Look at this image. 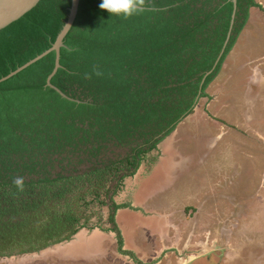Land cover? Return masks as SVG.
<instances>
[{
    "label": "trees",
    "instance_id": "16d2710c",
    "mask_svg": "<svg viewBox=\"0 0 264 264\" xmlns=\"http://www.w3.org/2000/svg\"><path fill=\"white\" fill-rule=\"evenodd\" d=\"M101 2L80 0L60 48L51 83L70 99L46 85L54 51L0 81V258L39 253L99 229L115 233L119 252L140 262L123 248L116 220L120 208H136L115 197L208 96L251 8L261 7L237 0L216 63L231 0H143L144 10L129 18L111 16ZM70 6L38 0L0 28V79L52 46Z\"/></svg>",
    "mask_w": 264,
    "mask_h": 264
},
{
    "label": "rangeland",
    "instance_id": "374dc122",
    "mask_svg": "<svg viewBox=\"0 0 264 264\" xmlns=\"http://www.w3.org/2000/svg\"><path fill=\"white\" fill-rule=\"evenodd\" d=\"M257 1L264 4V0ZM247 28L240 39L243 45L247 41L248 47L259 40L260 47H264V19L258 8L251 10ZM228 75L232 78L225 82L216 99H211L209 93L200 97L194 112L177 125L174 136H167L147 155L138 172L125 179L123 189L115 197L117 203H129L136 208H120L116 220L123 236V248L133 252L141 260L139 263L131 255L119 252L115 233L83 229L69 242L39 253L0 258V264H158L155 255L174 241L184 242L194 220L200 231H205L199 234L204 237L207 230L204 227L221 225L234 215L228 222L235 232L233 258L239 264H264V102L261 103L264 88L248 110L247 121L242 115L239 120L236 116L241 125L236 129L234 125H240L231 115L242 108L234 104L239 102L243 106L241 94L247 80L244 68L235 71L229 66L216 82L222 83ZM228 100L233 104L224 105ZM243 129L247 130V137L239 133ZM170 140H174L178 150L175 157L167 148ZM161 154L165 166L172 157L178 161V174L169 178L168 166L166 169L163 166L145 179L149 158ZM166 183V189L162 190ZM176 211V222L187 225L180 239L174 237L176 228L162 231L164 215ZM212 214L219 217L213 219ZM88 247L97 253L90 254L85 250Z\"/></svg>",
    "mask_w": 264,
    "mask_h": 264
},
{
    "label": "crops",
    "instance_id": "0c3cea01",
    "mask_svg": "<svg viewBox=\"0 0 264 264\" xmlns=\"http://www.w3.org/2000/svg\"><path fill=\"white\" fill-rule=\"evenodd\" d=\"M255 1L261 7L257 6V7H253V8H258L259 12L263 13V19H264V4L261 1H257V0H255ZM253 8H251V10ZM251 10H250V16H249L248 22L246 23L242 32L240 33L233 49L230 51V53L226 57L219 74L216 76V78L212 81V83L210 84V86L207 89L208 90L207 93H209V95L211 96V99L214 98L213 100H215L216 99L215 97L218 95V92H220L221 88H223L225 86V82H228L229 79L232 78V75H228L222 83L219 84L216 82L219 75L222 74L224 69L228 68L229 66L234 68L235 71H239L243 68L245 69V79L247 81H246V84L244 86L245 88L243 89V93L241 94L243 106L239 105V102L234 104L235 106H240L242 108L244 107L245 111L242 112V108H241V110H239L240 112L234 111V114L231 115V118L235 119L233 121L237 122L239 125H240V123L237 120L240 119V115H242L244 117V120L246 122L247 118H248V115H247L248 110L254 106L255 101L258 100V98L261 94V90L264 88V47H260V43H258L259 40H254L252 42L254 44H250L248 47H247V41H245V45H243V42L240 40L242 35L244 34L245 30L248 29L247 28L248 25L250 24ZM240 42L242 43L241 46L239 45ZM242 47H247V50H241ZM233 51H235V52H233ZM230 60H231V64L229 63ZM216 84H217V86H215ZM216 88H218V90H216ZM263 102H264V100L261 103H263ZM232 104L233 103L230 100H228L227 103H224V105H226V106L232 105ZM214 116H215V114H214ZM236 116H237V120H236ZM250 118H253V117L251 116ZM234 127L236 129H240L239 127H241V125L240 126L234 125ZM221 128H224V127L221 126ZM246 129H247V126H246ZM246 131L247 130L243 129V132L242 133L239 132V133L241 135L247 137V134L245 133ZM172 133H171V137L174 136V134H172ZM173 141L174 140H170V144H168L167 148L171 151V154L175 157V155H177L176 153H178V150H177L175 143ZM165 151H166V149H165ZM162 157H163V154H161V156H158L156 158L155 163H153V165L150 167L151 169L148 168V166H147L146 175H145L147 177L145 179H148L159 168L165 166V164L162 162ZM174 157H172L171 162L166 165V166H168V173H167L168 175L167 176H169V178L171 175H177L178 174L176 172L177 171L176 169H177V166H179V165H178V161H173ZM166 166L164 167L165 169H166ZM180 170H182V167ZM167 184L168 183L163 185L161 187V189L165 190L166 189L165 186ZM219 196H220V194H219ZM219 196L217 195L216 197H219ZM131 206H132V204H131ZM138 209H140V208H138ZM176 214H177V211L172 213V214H169V215H164L165 221H164V224L162 225L163 226L162 231L170 232L171 229L176 228V232H178L180 234H182V232H185L184 228H186L187 225H183V224H180V222H176V219L178 217ZM211 216H214V215L212 214ZM197 226H198V222H197V220H194V224H192L191 230L187 231V233H189V232L192 233L195 230L200 231V229L198 228L199 226L198 227ZM172 243H170V245ZM85 250H87L92 255L94 253H97V251H93L91 247H88ZM70 253H71V250H70ZM100 253H101V251H100ZM158 264H166V263L164 261H161Z\"/></svg>",
    "mask_w": 264,
    "mask_h": 264
},
{
    "label": "flooded vegetation",
    "instance_id": "af4514ba",
    "mask_svg": "<svg viewBox=\"0 0 264 264\" xmlns=\"http://www.w3.org/2000/svg\"><path fill=\"white\" fill-rule=\"evenodd\" d=\"M233 205L236 206V204ZM218 217L219 214L212 216L213 219ZM232 218L234 219L235 215L226 218L221 225L204 227L207 229L204 237L199 236L205 232L203 230L189 232L184 242L174 241L171 245L161 249L160 253L154 257L155 262L164 261L166 264H239L240 262H236L237 258H233L234 254L231 253L235 249L232 246L235 232L231 229L234 226L228 224ZM197 235L199 237H196ZM174 237L180 239L181 235L176 232ZM137 260L141 261L138 258Z\"/></svg>",
    "mask_w": 264,
    "mask_h": 264
},
{
    "label": "water",
    "instance_id": "95a60500",
    "mask_svg": "<svg viewBox=\"0 0 264 264\" xmlns=\"http://www.w3.org/2000/svg\"><path fill=\"white\" fill-rule=\"evenodd\" d=\"M37 1L38 0H0V28L7 25L8 23L13 21L14 19L18 18L19 16H21L28 9H30ZM231 1L234 4L231 24H230L229 32L227 34V39L225 41V44H224V46L220 52V55H219L216 63L218 62V60L220 59L221 55L224 52V49H225L227 42L230 38L234 19H235L237 0H231ZM79 3H80V0H71V6L69 9V13L67 15V18L64 21V24H63L61 30L59 31L55 42L52 44V46L49 49L45 50L40 55L36 56L35 58L31 59L30 61H28L27 63H25L21 67L12 71L6 77L0 79V81L4 80L6 78H9L12 75H15L16 73L23 70L24 68L31 65L32 63L36 62L37 60H39L40 58H42L43 56H45L49 52L54 51L56 54L55 55V66H54L52 73L49 75V77L47 79L46 85L53 88L54 90L58 91L63 97L70 99V97H68L58 87H56L55 85H53L51 83V78L57 72V70L61 67V64H60V48L64 45V38L74 23V20L76 18L77 12H78ZM210 72L211 71L207 72L206 75H208ZM200 93H201V91L199 92V94Z\"/></svg>",
    "mask_w": 264,
    "mask_h": 264
},
{
    "label": "clouds",
    "instance_id": "9594fccd",
    "mask_svg": "<svg viewBox=\"0 0 264 264\" xmlns=\"http://www.w3.org/2000/svg\"><path fill=\"white\" fill-rule=\"evenodd\" d=\"M99 7L107 10L111 16L115 15L123 18H129L144 10L143 0H102ZM14 184L20 191L24 190L23 177L16 178Z\"/></svg>",
    "mask_w": 264,
    "mask_h": 264
}]
</instances>
